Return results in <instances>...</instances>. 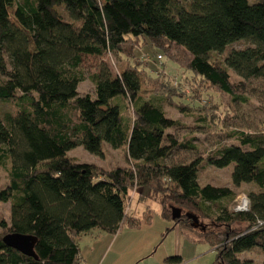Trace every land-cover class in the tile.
<instances>
[{"label": "trees", "instance_id": "trees-1", "mask_svg": "<svg viewBox=\"0 0 264 264\" xmlns=\"http://www.w3.org/2000/svg\"><path fill=\"white\" fill-rule=\"evenodd\" d=\"M107 53L127 62L114 73L103 61L89 77L94 93L80 92L84 57ZM159 55L179 64V79L149 66ZM145 79L160 81L162 94L144 95ZM251 79L264 86V0H0V104L17 106L0 110V172L8 177L0 204L10 203L0 264H84V234L141 225L128 212L135 188L159 202L164 219L197 230L215 248L214 264H254L241 255H264V128L232 131L236 142L203 158L194 137L169 131L184 125L166 110L199 108L206 122L217 113L200 105L205 90L247 101ZM104 142L123 149L127 163L105 168L68 153L83 145L104 155ZM176 148L195 156L174 161ZM208 166L229 167L232 186L203 182ZM243 184L254 186L248 208H230ZM143 217L151 219V208ZM10 233L36 236V255L7 245Z\"/></svg>", "mask_w": 264, "mask_h": 264}, {"label": "rangeland", "instance_id": "rangeland-1", "mask_svg": "<svg viewBox=\"0 0 264 264\" xmlns=\"http://www.w3.org/2000/svg\"><path fill=\"white\" fill-rule=\"evenodd\" d=\"M183 1V0H180ZM13 13V12H12ZM13 20V14H11ZM246 41L237 42L230 48H243L247 46ZM150 49L139 51L140 57L152 61L149 55ZM226 51L219 55L224 58ZM107 62L115 73L118 68L127 62L118 55L107 53L102 57L85 56L82 68L86 73V79L79 85L82 93H94L95 85L89 78L91 74L98 71L102 62ZM145 65V64H144ZM153 70L165 68L170 79L176 81L181 76L182 68L179 64L168 58L159 59L149 65ZM147 67V69H150ZM163 86L160 81L154 79L143 80L142 93L146 96L162 94ZM160 93V94H159ZM247 101L238 100L231 102L227 95L218 91L205 90L200 105L217 115L209 116L206 122L198 121L196 116L204 111L199 108L192 111H181L171 105L166 106L168 115L179 119L184 127L177 130L169 129L176 134L180 141L186 137H194L193 144L198 147L196 155L207 157L220 145H228L236 142L229 136L232 131L240 130L249 133H260L264 128V86L261 80L251 79L245 92ZM199 103V101L197 102ZM14 103H1V111L16 110ZM214 107V108H209ZM132 112V107L129 110ZM104 155H97L88 151L83 145L71 149L68 153L76 157L81 162L96 163L105 168H113L116 165L127 163L125 151L114 149L107 142L103 143ZM194 153L186 149L176 148L172 157L174 161H190ZM232 168V167H231ZM0 187L7 182V170H1ZM200 178L203 182L214 184H226L232 186L230 168H217L208 166L201 172ZM253 185L243 184L235 188L237 191L236 199L230 203V208H243L248 200V192L253 189ZM128 212L138 215L141 218L139 227L125 226L117 234H110L100 229H93L80 239V247L83 258L87 264H171L166 262V258L173 255H181L184 259L183 264H214L217 258L215 248L206 243L192 244L190 237L185 235L175 226L173 220L164 219L161 215V206L155 200H143L139 196V190L135 188L131 192ZM147 207L151 208V219L145 220L143 214ZM2 220H10V203L0 204V223ZM171 227L172 230L167 231ZM1 228V226H0ZM193 229V228H190ZM194 230V229H193ZM200 238V233L195 230ZM243 259H250L254 264H264V255L257 250L247 251L241 255Z\"/></svg>", "mask_w": 264, "mask_h": 264}, {"label": "water", "instance_id": "water-1", "mask_svg": "<svg viewBox=\"0 0 264 264\" xmlns=\"http://www.w3.org/2000/svg\"><path fill=\"white\" fill-rule=\"evenodd\" d=\"M190 216L195 220L194 225L196 227L200 226L197 217L195 215H190ZM37 240H38L37 237L34 235H27L21 233H10L4 237V241L6 242L7 245L18 249L19 251L27 255H36L35 245L37 243Z\"/></svg>", "mask_w": 264, "mask_h": 264}, {"label": "crops", "instance_id": "crops-1", "mask_svg": "<svg viewBox=\"0 0 264 264\" xmlns=\"http://www.w3.org/2000/svg\"><path fill=\"white\" fill-rule=\"evenodd\" d=\"M129 214H130L131 216H137V217H139L138 215H135V214L131 213L130 211H129ZM177 226H179L180 230H181L185 235H187V236L190 237V240H191L190 242H191L193 245L196 244V243H199V237H198V234H197V232H196L195 230L190 229L189 227L181 226V225H177ZM177 226H176V227H177ZM84 264H87L85 259H84Z\"/></svg>", "mask_w": 264, "mask_h": 264}, {"label": "built area", "instance_id": "built-area-1", "mask_svg": "<svg viewBox=\"0 0 264 264\" xmlns=\"http://www.w3.org/2000/svg\"><path fill=\"white\" fill-rule=\"evenodd\" d=\"M159 59H162V56L161 55H159ZM245 201L247 202V205H248V202L249 201L247 199H245ZM247 208H248V206H246V203H245V207L241 208L240 210H244V209H247Z\"/></svg>", "mask_w": 264, "mask_h": 264}]
</instances>
